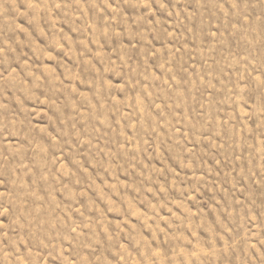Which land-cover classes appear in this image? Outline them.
<instances>
[{"label": "rangeland", "instance_id": "1", "mask_svg": "<svg viewBox=\"0 0 264 264\" xmlns=\"http://www.w3.org/2000/svg\"><path fill=\"white\" fill-rule=\"evenodd\" d=\"M0 264H264V0H0Z\"/></svg>", "mask_w": 264, "mask_h": 264}]
</instances>
